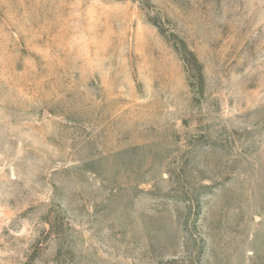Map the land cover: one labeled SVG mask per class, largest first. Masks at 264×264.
Masks as SVG:
<instances>
[{
    "label": "rangeland",
    "instance_id": "obj_1",
    "mask_svg": "<svg viewBox=\"0 0 264 264\" xmlns=\"http://www.w3.org/2000/svg\"><path fill=\"white\" fill-rule=\"evenodd\" d=\"M0 264H264V0H0Z\"/></svg>",
    "mask_w": 264,
    "mask_h": 264
},
{
    "label": "trees",
    "instance_id": "obj_2",
    "mask_svg": "<svg viewBox=\"0 0 264 264\" xmlns=\"http://www.w3.org/2000/svg\"><path fill=\"white\" fill-rule=\"evenodd\" d=\"M187 55H190V53H188V52H184V54H182V58H183V60H187Z\"/></svg>",
    "mask_w": 264,
    "mask_h": 264
}]
</instances>
